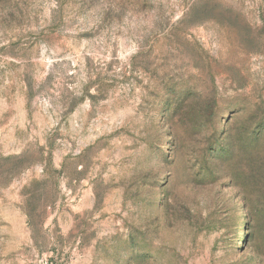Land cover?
I'll return each mask as SVG.
<instances>
[{
  "label": "rangeland",
  "instance_id": "374dc122",
  "mask_svg": "<svg viewBox=\"0 0 264 264\" xmlns=\"http://www.w3.org/2000/svg\"><path fill=\"white\" fill-rule=\"evenodd\" d=\"M0 264H264V0H0Z\"/></svg>",
  "mask_w": 264,
  "mask_h": 264
}]
</instances>
